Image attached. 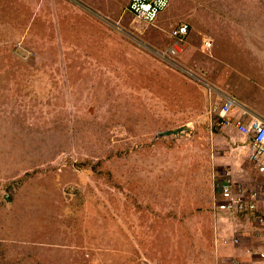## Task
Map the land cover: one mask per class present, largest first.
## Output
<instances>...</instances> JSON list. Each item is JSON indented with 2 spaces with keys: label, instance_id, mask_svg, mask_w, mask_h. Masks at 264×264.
<instances>
[{
  "label": "rangeland",
  "instance_id": "1",
  "mask_svg": "<svg viewBox=\"0 0 264 264\" xmlns=\"http://www.w3.org/2000/svg\"><path fill=\"white\" fill-rule=\"evenodd\" d=\"M129 1L0 0V264H253L255 222L214 195L255 167L211 105L264 117V0H173L154 24Z\"/></svg>",
  "mask_w": 264,
  "mask_h": 264
},
{
  "label": "built area",
  "instance_id": "2",
  "mask_svg": "<svg viewBox=\"0 0 264 264\" xmlns=\"http://www.w3.org/2000/svg\"><path fill=\"white\" fill-rule=\"evenodd\" d=\"M173 0H130L128 10L135 17L146 23L154 24L159 16L166 11ZM190 31L188 23H182L172 33V43L163 52L157 54L170 64L175 63L185 50V36ZM213 40L206 39L207 49L213 47ZM222 102L211 108L215 113L214 126L217 130L233 129L245 138L248 143L249 160L254 164L260 180L253 188L239 183L230 177V173L218 182L215 191L214 209L218 214L230 216H247L255 222V241L258 249L250 251L253 264H264V117L251 113L248 109H242L238 100L226 94H221ZM242 114H238L239 111ZM235 243L239 244L240 239L236 238ZM236 264H244L237 259Z\"/></svg>",
  "mask_w": 264,
  "mask_h": 264
},
{
  "label": "crops",
  "instance_id": "3",
  "mask_svg": "<svg viewBox=\"0 0 264 264\" xmlns=\"http://www.w3.org/2000/svg\"><path fill=\"white\" fill-rule=\"evenodd\" d=\"M208 39H210V38H208ZM206 40V39H205ZM221 97V95L219 94L218 95V97H217V101H216V103H214V105H211L212 107H214V106H218V105H220L221 104V102H222V98H220ZM210 106V107H211ZM229 130H230V132H232L233 131V129H230V128H228ZM222 130H224V129H222ZM229 132V133H230ZM239 134V133H238ZM240 135V134H239ZM243 140H244V138H243ZM247 145H248V143H247ZM248 146H246V148H247ZM248 161L251 163V165L253 164L250 160H249V158H248ZM253 166H254V164H253ZM255 167V166H254ZM244 172V171H243ZM231 173V172H230ZM260 175L257 173V170H256V168H255V174L254 175H251V174H247L246 175V173H244V176H243V178H241L242 180H240V181H238L237 179H235V178H233L234 180H236L237 182H239V183H243V184H245L248 188H253L254 186H255V184H257V181L258 180H260ZM252 180H254L255 181V183H253L252 182Z\"/></svg>",
  "mask_w": 264,
  "mask_h": 264
},
{
  "label": "water",
  "instance_id": "4",
  "mask_svg": "<svg viewBox=\"0 0 264 264\" xmlns=\"http://www.w3.org/2000/svg\"><path fill=\"white\" fill-rule=\"evenodd\" d=\"M194 126L191 123H187L184 125H181L177 128L174 129H167L164 131H161L159 133V136L163 137V136H175V137H180L184 134H190L193 130Z\"/></svg>",
  "mask_w": 264,
  "mask_h": 264
},
{
  "label": "clouds",
  "instance_id": "5",
  "mask_svg": "<svg viewBox=\"0 0 264 264\" xmlns=\"http://www.w3.org/2000/svg\"><path fill=\"white\" fill-rule=\"evenodd\" d=\"M137 19V18H136Z\"/></svg>",
  "mask_w": 264,
  "mask_h": 264
}]
</instances>
